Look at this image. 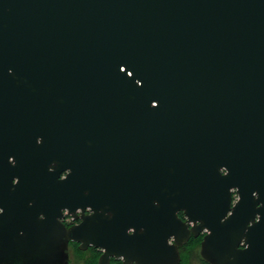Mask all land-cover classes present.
<instances>
[{
  "label": "water",
  "instance_id": "water-1",
  "mask_svg": "<svg viewBox=\"0 0 264 264\" xmlns=\"http://www.w3.org/2000/svg\"><path fill=\"white\" fill-rule=\"evenodd\" d=\"M201 234L264 264V0H0V264Z\"/></svg>",
  "mask_w": 264,
  "mask_h": 264
},
{
  "label": "trees",
  "instance_id": "trees-1",
  "mask_svg": "<svg viewBox=\"0 0 264 264\" xmlns=\"http://www.w3.org/2000/svg\"><path fill=\"white\" fill-rule=\"evenodd\" d=\"M182 214V213H181ZM181 214L179 213V217H181ZM68 227V226H67ZM201 239L202 237L201 236H198L197 238H194V237H190L189 240L187 241V243L180 247L179 248V253H180V257H181V261L179 264H192V263H186L187 262V258L185 257V252L186 251H194L195 248H198L200 246V242H201ZM68 247H71L74 249V252L78 255V254H81L82 252L78 249L77 247V244L76 243H72L70 242ZM87 251H91L93 253V258H94V261L92 264H97L96 261L98 259V257L100 256V253L99 251H96L94 248H89ZM201 259V257H200ZM202 263H199V264H208L206 263L204 260H202ZM110 264H122L120 261L118 260H112L110 262Z\"/></svg>",
  "mask_w": 264,
  "mask_h": 264
},
{
  "label": "rangeland",
  "instance_id": "rangeland-1",
  "mask_svg": "<svg viewBox=\"0 0 264 264\" xmlns=\"http://www.w3.org/2000/svg\"><path fill=\"white\" fill-rule=\"evenodd\" d=\"M68 251H69V258H70L71 264H92L94 261L93 253L91 251L80 250L82 253L78 255L74 252V249L71 247L68 248ZM185 257L187 258L186 263H192V264L202 263L200 256H199V247L195 248L194 251H191V252L186 251Z\"/></svg>",
  "mask_w": 264,
  "mask_h": 264
},
{
  "label": "flooded vegetation",
  "instance_id": "flooded-vegetation-1",
  "mask_svg": "<svg viewBox=\"0 0 264 264\" xmlns=\"http://www.w3.org/2000/svg\"><path fill=\"white\" fill-rule=\"evenodd\" d=\"M233 200L235 201L236 200V196H234L233 197ZM181 214V213H180ZM180 218H182L183 219V214H181V217ZM63 222H64V224L66 225V226H71V225H74V224H76V223H78L79 221H76V220H74V219H72L70 216H68L66 213H65V215H64V219H63ZM201 237H203V234H201L200 235ZM77 247H78V244H77ZM69 248V247H68ZM89 249V248H88ZM87 249V250H88ZM96 251H99V250H97V249H95ZM100 252V251H99ZM68 254H69V251H68ZM112 260H114V259H111V261ZM118 261H120V260H118ZM121 262V261H120ZM122 263V262H121Z\"/></svg>",
  "mask_w": 264,
  "mask_h": 264
}]
</instances>
